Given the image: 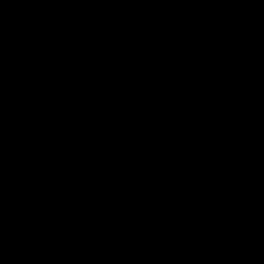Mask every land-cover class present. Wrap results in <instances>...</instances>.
<instances>
[{"label": "water", "instance_id": "obj_1", "mask_svg": "<svg viewBox=\"0 0 264 264\" xmlns=\"http://www.w3.org/2000/svg\"><path fill=\"white\" fill-rule=\"evenodd\" d=\"M0 264H264V0H0Z\"/></svg>", "mask_w": 264, "mask_h": 264}]
</instances>
